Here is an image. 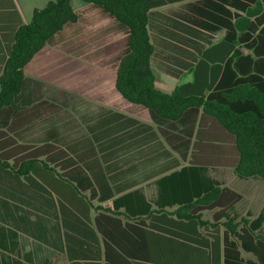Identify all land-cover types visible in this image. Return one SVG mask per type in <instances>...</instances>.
Masks as SVG:
<instances>
[{"label": "trees", "instance_id": "trees-1", "mask_svg": "<svg viewBox=\"0 0 264 264\" xmlns=\"http://www.w3.org/2000/svg\"><path fill=\"white\" fill-rule=\"evenodd\" d=\"M80 1L99 8L126 34L115 72V89L122 98L146 109L159 125L180 122L185 114L192 119L201 111L202 123L210 119L233 138L235 156L222 152L227 155L225 163L239 177L264 180V97L258 95L259 87L248 93L245 89L250 74H255L250 79L264 78L258 70L264 59L260 0H246L252 7L229 0ZM184 1L190 2L184 14L161 11ZM78 18L72 0H54L34 9L31 20L23 23L13 0H0V120L6 111L11 115L7 121L11 135L0 130V223L12 222L28 237L65 254L70 264H101L86 263L100 257L104 264H196L187 261L188 255L207 252L208 264H254L245 261L242 252L264 264V237L256 233L261 216L250 223L229 219L222 236L199 231L206 222L198 215L179 216L178 221L168 217L167 208L178 205L190 210L217 201L227 191L208 174L209 164L200 149L215 144L200 138L199 129L188 165L156 181L153 203L142 189H133L134 182L122 181L132 169L123 166L132 160L135 147L142 145L148 152L160 146L147 125L105 112L80 117L86 134L76 140L71 141L64 128L52 127L23 141L48 105L43 83L27 76L26 66ZM218 31L225 36L213 44L212 34ZM240 47L252 55L241 54ZM154 61L176 79L192 72V82L163 93L155 85ZM192 134L191 127V138ZM166 154L158 153L155 160ZM87 195L122 196L112 201L109 215ZM120 209L130 221L119 217ZM92 210L99 211L93 219ZM48 221L53 222L49 229L54 237L48 233ZM135 229L137 255L132 244ZM96 233L103 245L88 243V249L86 241L89 235L98 239ZM150 235L157 240H150Z\"/></svg>", "mask_w": 264, "mask_h": 264}, {"label": "crops", "instance_id": "crops-1", "mask_svg": "<svg viewBox=\"0 0 264 264\" xmlns=\"http://www.w3.org/2000/svg\"><path fill=\"white\" fill-rule=\"evenodd\" d=\"M23 23H27L24 21L23 16L21 14V10L17 4L16 0H13ZM229 2L234 3L235 5H243V6H251L252 4L248 3L246 0H229ZM262 4L264 9V0L259 1ZM189 1H184L182 3H177L173 5L166 6L161 8L162 12L168 14H178V13H186L187 5ZM42 7H32V12L34 9H38ZM264 11V10H263ZM254 18H251V21ZM225 36L224 31H218L215 34H212V43L216 44L223 40ZM241 54L243 55H252V51L245 49L243 47L239 48ZM260 67L258 70L260 75L264 74V59L260 60ZM165 74V73H164ZM167 75V74H166ZM188 75L190 78V83L193 80L192 72H184L182 76ZM252 75L248 76V83L245 86V89L248 91L252 88L256 90V88H260L261 94L260 96L264 97V78L262 79H250ZM169 76V75H168ZM181 76V77H182ZM171 77V76H170ZM256 77V76H254ZM185 83V84H186ZM184 85V84H183ZM172 92V91H171ZM119 94V93H118ZM120 95V94H119ZM253 93V97L259 100V96ZM124 99V98H123ZM125 100V99H124ZM45 101V100H44ZM126 101V100H125ZM46 102V101H45ZM128 102V101H127ZM48 105L43 108L44 111L40 112V117L38 123L42 120L49 119L51 116L57 114L59 107L54 103H48ZM129 103V102H128ZM131 104V103H130ZM134 105V104H132ZM56 108V109H55ZM105 112H113L121 114L125 117L132 118L139 122L140 124H144L150 127L151 132L154 133V137L156 138L154 141L159 142V145L155 150H150L148 152L145 151L146 148L144 146H137L133 149L132 153V160L130 158L127 165L123 166L124 169L132 168L128 175L123 178V182L129 181L134 182L135 186L133 189L140 188L142 189L144 196L153 203L157 199V186L156 181L164 176L169 175L172 172L179 171L181 168L185 167L189 163L190 153H191V146L192 142L195 138L196 132L200 130V138L207 137L213 140V144L215 147H211V149H207L206 147H202L200 152L202 153V159L205 160V163L209 164L208 174L209 176L217 181L220 184L222 189L227 190L224 195L217 201L211 202L206 205L197 204L195 207L191 208L190 210L181 208L178 205H174L173 207L167 208L166 211L168 212V217L177 220L178 217H184L189 214L198 215L201 217L203 221H205V225L200 227L199 231L201 232H219V235L222 236L223 232L226 231V226L224 222L228 221L229 219L240 220L242 218L253 221L258 217H262L261 225L256 233L262 237H264V180L259 177H249V178H242L239 177L233 170L231 165H227L225 163V153L228 151L230 155L233 157L235 156V147L233 138L221 129L217 124H212L210 119H204V122H201L202 112L199 111L195 117L190 119L189 114L183 115L180 122L177 123H166L159 125L155 121L152 120L151 115L149 112L141 106L137 105V112H139V116L136 117L126 115L120 111L106 109L97 112L95 115L89 116L86 114H79V118L85 116L87 118L96 116L98 114H103ZM11 118L10 113L7 111L3 114L2 119L0 120V130L6 131L8 135H11L10 132H7L8 126L10 122H7ZM10 121V120H9ZM36 124V123H35ZM35 124L32 126L30 130H27L23 141L30 140L33 136L41 135L47 130L52 127L61 128V126H51L50 128L44 129L43 131L36 132L35 131ZM80 126L76 125V127L81 128V134H86L84 125L80 119L79 123ZM74 127V126H73ZM192 127V138L190 136V128ZM61 131V129H59ZM71 133H69L70 135ZM78 135L77 137H79ZM72 134L70 135V137ZM27 137V138H26ZM75 138H70L72 140H76ZM167 137H169V141H167ZM206 139V138H205ZM209 139H206L209 141ZM221 139V140H220ZM228 139V143H223L221 141ZM205 140V141H206ZM22 141V142H23ZM20 142V143H22ZM148 145L152 146V142L148 143ZM166 152V156L160 157L155 160V156L158 153ZM167 168L164 172L163 169ZM244 180L246 183V187L242 190L237 188L238 180ZM138 184V185H137ZM261 197H260V196ZM88 197H92V204L95 207H99V211L102 213H106L112 215V201L115 198H118L122 195H87ZM172 195H168L171 197ZM104 197V199H103ZM153 209L155 208L154 205ZM96 210H92L90 212V217L93 219L97 214ZM119 217L123 219V221H130L126 217L122 215V209L118 211ZM137 215V213H136ZM251 218V220H250ZM15 223H18L16 217L13 218ZM51 220V218H48ZM137 223V216L133 219ZM178 221V220H177ZM53 224V222H52ZM49 221L46 223V227L49 230L48 233H52L53 237L55 236L54 233L49 229L52 225ZM95 229L94 226H92ZM134 236L132 237V244H133V253L137 255V229H135ZM98 239L93 235H89V239L86 241V247L89 249L88 243L92 245L98 244L100 247L103 245V241L101 240L100 234L96 233ZM151 238L156 239L155 235H150ZM115 239L119 243H123L124 239L115 237ZM0 241H2V245L4 248H0V264H70V260L67 259L66 255L49 247L46 246L30 237L25 235L24 233L17 230L16 226L11 222L6 224L0 223ZM163 244L167 242V239H162ZM90 245V244H89ZM208 253V252H207ZM207 253H200L198 256L191 254L188 255L187 261L194 262L196 264H208V256ZM164 259H169L168 255L164 251ZM241 257L245 261H249L251 263L256 264L257 260L255 256L249 253L242 252ZM114 258H117L114 255ZM157 258L158 255H157ZM92 259V258H90ZM184 261V260H183ZM79 262V260L77 261ZM80 262H84L81 260ZM99 262L104 264L105 260L103 257L98 258V260L92 259V261H86V263H94ZM137 263V259H136Z\"/></svg>", "mask_w": 264, "mask_h": 264}, {"label": "rangeland", "instance_id": "rangeland-1", "mask_svg": "<svg viewBox=\"0 0 264 264\" xmlns=\"http://www.w3.org/2000/svg\"><path fill=\"white\" fill-rule=\"evenodd\" d=\"M16 1L28 23L32 7H43L54 0ZM72 6L79 17L77 23L66 27L25 69L27 76L43 83V99L60 109L49 119L37 122L35 131L62 125L64 131L72 134L71 139L82 132L76 127L80 126L77 112L92 116L111 109L136 118L139 116L137 105L125 101L115 89L116 65L125 48L124 30L99 8L80 0H72ZM161 69L154 61L155 85L163 93H170L190 81L188 75L176 79ZM236 183L239 190L246 187L244 180L239 179Z\"/></svg>", "mask_w": 264, "mask_h": 264}]
</instances>
